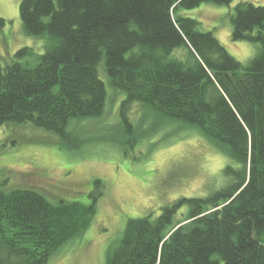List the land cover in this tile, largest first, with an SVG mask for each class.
Wrapping results in <instances>:
<instances>
[{
  "label": "trees",
  "instance_id": "trees-1",
  "mask_svg": "<svg viewBox=\"0 0 264 264\" xmlns=\"http://www.w3.org/2000/svg\"><path fill=\"white\" fill-rule=\"evenodd\" d=\"M231 1L20 2L25 34L45 37V51L24 47L0 64V126L30 124L77 151L92 140L81 123L104 114L107 77L125 95L111 126L125 148L137 142L140 122L169 121L196 129L236 164L207 195L130 218L105 264H264V4L239 2L229 16L232 41L260 45L246 64L181 13ZM134 103L143 108L137 122ZM93 182L87 204L34 188L0 190V264H48L94 216L102 180Z\"/></svg>",
  "mask_w": 264,
  "mask_h": 264
},
{
  "label": "rangeland",
  "instance_id": "rangeland-1",
  "mask_svg": "<svg viewBox=\"0 0 264 264\" xmlns=\"http://www.w3.org/2000/svg\"><path fill=\"white\" fill-rule=\"evenodd\" d=\"M262 4L261 0H232L229 4L204 2L181 13L196 19L199 29L212 31L238 61L246 64L260 49L259 44L232 41L230 15L239 2ZM21 0H0V64L14 60L19 49L45 51V37L28 36L19 15ZM175 52H181V49ZM101 76L104 78L103 73ZM104 114L84 122L83 134L92 140L81 149L60 147L57 136L30 124L0 126V190L34 188L52 201L90 203L94 180H102L96 212L89 225L69 239L48 264H105L117 246L127 221L179 197H202L213 190L220 171L233 160L216 151L199 131L169 121L139 124V138L132 148L113 137L120 100L107 77ZM133 122L143 108L130 106ZM108 134V135H107ZM103 136L102 139H96ZM220 182V181H219Z\"/></svg>",
  "mask_w": 264,
  "mask_h": 264
},
{
  "label": "snow or ice",
  "instance_id": "snow-or-ice-1",
  "mask_svg": "<svg viewBox=\"0 0 264 264\" xmlns=\"http://www.w3.org/2000/svg\"><path fill=\"white\" fill-rule=\"evenodd\" d=\"M261 3L264 4V0H261Z\"/></svg>",
  "mask_w": 264,
  "mask_h": 264
}]
</instances>
